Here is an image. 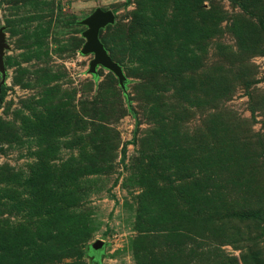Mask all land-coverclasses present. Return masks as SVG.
<instances>
[{"label": "rangeland", "instance_id": "374dc122", "mask_svg": "<svg viewBox=\"0 0 264 264\" xmlns=\"http://www.w3.org/2000/svg\"><path fill=\"white\" fill-rule=\"evenodd\" d=\"M97 8L125 93L80 53ZM0 28V264H264V0H0Z\"/></svg>", "mask_w": 264, "mask_h": 264}, {"label": "water", "instance_id": "95a60500", "mask_svg": "<svg viewBox=\"0 0 264 264\" xmlns=\"http://www.w3.org/2000/svg\"><path fill=\"white\" fill-rule=\"evenodd\" d=\"M87 29L82 33L85 42L80 50L82 55L92 54L93 59L89 62L88 73L96 74V68L101 66L109 70L118 80L119 87L125 93L126 78L123 74L121 66L112 60L103 43L99 38L100 31L107 26L115 23V15L111 10L95 9L87 18L80 22ZM8 47L5 41L4 29L0 28V73L2 81L5 77V67L3 64V53ZM104 247V242L96 240L90 245V249L94 252H99Z\"/></svg>", "mask_w": 264, "mask_h": 264}, {"label": "trees", "instance_id": "16d2710c", "mask_svg": "<svg viewBox=\"0 0 264 264\" xmlns=\"http://www.w3.org/2000/svg\"><path fill=\"white\" fill-rule=\"evenodd\" d=\"M100 40H101V39H100ZM101 42H102V41H101ZM102 43H103V42H102ZM103 45H104V43H103ZM104 47H105V45H104ZM105 49H106V47H105ZM106 50H107V49H106ZM91 251H92V250H91ZM92 253H93V254H94V256H95V258H94V259L96 260V259H97V254H96L97 252H94V251H92Z\"/></svg>", "mask_w": 264, "mask_h": 264}]
</instances>
